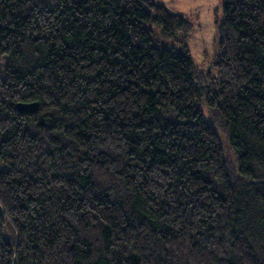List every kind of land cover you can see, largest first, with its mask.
Returning <instances> with one entry per match:
<instances>
[{"label": "trees", "instance_id": "trees-1", "mask_svg": "<svg viewBox=\"0 0 264 264\" xmlns=\"http://www.w3.org/2000/svg\"><path fill=\"white\" fill-rule=\"evenodd\" d=\"M221 4L201 70L152 0H0V264H264V0Z\"/></svg>", "mask_w": 264, "mask_h": 264}, {"label": "rangeland", "instance_id": "rangeland-1", "mask_svg": "<svg viewBox=\"0 0 264 264\" xmlns=\"http://www.w3.org/2000/svg\"><path fill=\"white\" fill-rule=\"evenodd\" d=\"M164 6L169 12L182 16L191 25L188 47L201 70L210 66L216 49V33L222 17L221 0H152ZM0 60V72L2 71ZM1 75V73H0ZM9 222H5L4 239L11 243L8 232Z\"/></svg>", "mask_w": 264, "mask_h": 264}, {"label": "water", "instance_id": "water-1", "mask_svg": "<svg viewBox=\"0 0 264 264\" xmlns=\"http://www.w3.org/2000/svg\"><path fill=\"white\" fill-rule=\"evenodd\" d=\"M37 108V103H18L16 109L21 113L34 112Z\"/></svg>", "mask_w": 264, "mask_h": 264}]
</instances>
